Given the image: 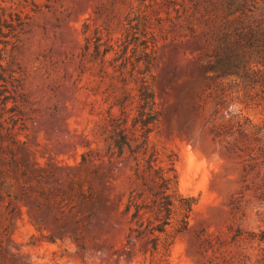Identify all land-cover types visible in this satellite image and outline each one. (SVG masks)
<instances>
[{
	"label": "rangeland",
	"instance_id": "rangeland-1",
	"mask_svg": "<svg viewBox=\"0 0 264 264\" xmlns=\"http://www.w3.org/2000/svg\"><path fill=\"white\" fill-rule=\"evenodd\" d=\"M194 8L0 0L10 95L7 105L0 96V114L9 122L3 108L15 106L18 119L0 142V264H148L150 235L137 231L152 214L127 205L132 195L147 204L157 189L151 172L136 174L156 152L173 156L181 193L198 199L172 264H261V80L220 76L201 53ZM249 61L261 72L258 57ZM144 85L158 118L146 125Z\"/></svg>",
	"mask_w": 264,
	"mask_h": 264
},
{
	"label": "trees",
	"instance_id": "trees-1",
	"mask_svg": "<svg viewBox=\"0 0 264 264\" xmlns=\"http://www.w3.org/2000/svg\"><path fill=\"white\" fill-rule=\"evenodd\" d=\"M196 12L200 13L199 20L204 25V39L200 45L201 53L210 56L215 61L213 66L220 76L227 74L238 75L246 84H254L261 80L262 94L261 104H264V0H191ZM3 23L0 22V30ZM3 33L2 31H0ZM148 54V52H145ZM252 57H258L260 69L255 68V61H249ZM2 57L0 55V66ZM0 96L2 103H8L10 95L7 94L6 80L0 75ZM3 87V89H2ZM144 111L140 112V122L144 125L158 120L154 108V93L148 85L142 89ZM7 107V106H6ZM148 108L149 112L145 110ZM6 109L11 115L9 122L2 119L0 114V142L3 144L2 131L14 127L5 123L17 124L15 106ZM146 116V117H145ZM12 144L15 141L12 140ZM2 149V146H0ZM12 156L9 165L14 163L15 154L12 148H8ZM159 152L153 153L144 170L137 169L136 174L144 180L145 173L151 172L157 189L152 190L151 198L147 204L137 202L140 196H131L127 205L128 210L134 207V215L139 216L144 209L152 214L147 226L142 222L137 231L138 237L145 233L150 235L149 248L144 256L148 264H172L171 250L176 238L189 229V218L198 199L195 196L184 195L178 185V175L174 166V158L167 155L162 158ZM160 161L162 164L160 165ZM39 174L34 179L39 181ZM138 195V194H137ZM258 241L264 244V231ZM261 264H264V248L261 251Z\"/></svg>",
	"mask_w": 264,
	"mask_h": 264
}]
</instances>
